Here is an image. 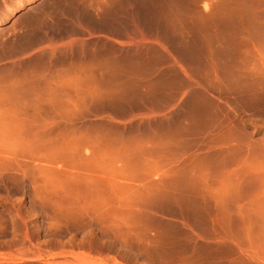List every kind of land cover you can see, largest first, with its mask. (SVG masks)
Masks as SVG:
<instances>
[{
  "label": "rangeland",
  "instance_id": "374dc122",
  "mask_svg": "<svg viewBox=\"0 0 264 264\" xmlns=\"http://www.w3.org/2000/svg\"><path fill=\"white\" fill-rule=\"evenodd\" d=\"M0 264H264V0H0Z\"/></svg>",
  "mask_w": 264,
  "mask_h": 264
},
{
  "label": "crops",
  "instance_id": "0c3cea01",
  "mask_svg": "<svg viewBox=\"0 0 264 264\" xmlns=\"http://www.w3.org/2000/svg\"><path fill=\"white\" fill-rule=\"evenodd\" d=\"M122 64L117 57L115 65ZM123 71L115 70L114 101L116 105H180L186 101V74L181 72L179 64L169 73H164V63H152L154 74L139 72L146 65L126 61ZM142 67V68H141ZM138 70V71H137ZM183 84V85H181Z\"/></svg>",
  "mask_w": 264,
  "mask_h": 264
},
{
  "label": "bare ground",
  "instance_id": "6f19581e",
  "mask_svg": "<svg viewBox=\"0 0 264 264\" xmlns=\"http://www.w3.org/2000/svg\"><path fill=\"white\" fill-rule=\"evenodd\" d=\"M29 1L33 2V1H36V0H29ZM25 3L26 2H24V1L17 2L14 5L12 13L9 16H7L6 18H4L5 20H3V21H5V22L8 21V19H10V17L13 15L14 12L19 11L20 9H22L24 7Z\"/></svg>",
  "mask_w": 264,
  "mask_h": 264
}]
</instances>
